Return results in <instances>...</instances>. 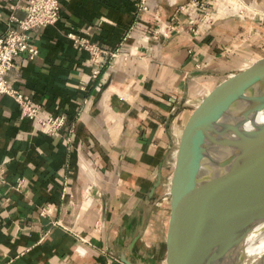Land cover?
<instances>
[{"label": "crops", "instance_id": "0c3cea01", "mask_svg": "<svg viewBox=\"0 0 264 264\" xmlns=\"http://www.w3.org/2000/svg\"><path fill=\"white\" fill-rule=\"evenodd\" d=\"M192 1L139 11L131 0H59V20L28 32L37 55L16 56L6 79L42 118L66 121L48 136L0 97V264H164L160 189L172 186L188 124L204 97L264 59V0ZM23 6L0 0V36ZM161 26L167 39H144ZM69 32L119 55L94 77Z\"/></svg>", "mask_w": 264, "mask_h": 264}, {"label": "water", "instance_id": "95a60500", "mask_svg": "<svg viewBox=\"0 0 264 264\" xmlns=\"http://www.w3.org/2000/svg\"><path fill=\"white\" fill-rule=\"evenodd\" d=\"M262 112L264 59L202 99L172 178L169 264L241 263L246 239L264 222V197L254 201L264 165V123L240 128ZM251 264L264 263L259 256Z\"/></svg>", "mask_w": 264, "mask_h": 264}, {"label": "built area", "instance_id": "2783aa9c", "mask_svg": "<svg viewBox=\"0 0 264 264\" xmlns=\"http://www.w3.org/2000/svg\"><path fill=\"white\" fill-rule=\"evenodd\" d=\"M23 1L24 18L15 20L16 28L9 29L4 35L0 36V97H10L19 107L20 117L33 122L35 125L44 129L48 136L57 135L65 125L63 116H48L42 118L40 107L32 105L23 94L13 88L6 79L7 73L14 67V59L19 54H27L30 60L37 55V50L29 42L28 32L47 26L54 25L59 20L60 5L59 0H16ZM139 11H147L146 0H131ZM192 3L197 4L193 0ZM172 27H158L157 34L145 36V40L167 39ZM67 38L78 49L86 52L94 68L93 75L96 77L100 71L109 65L119 53L117 50L104 51L96 43L92 42L87 35L67 33ZM21 180L18 182L20 185Z\"/></svg>", "mask_w": 264, "mask_h": 264}, {"label": "bare ground", "instance_id": "6f19581e", "mask_svg": "<svg viewBox=\"0 0 264 264\" xmlns=\"http://www.w3.org/2000/svg\"><path fill=\"white\" fill-rule=\"evenodd\" d=\"M264 123V112L258 114L253 120L243 125L241 131H250L257 128ZM264 197V165L260 172H258L257 181L255 185L254 201L255 204ZM246 243V245H245ZM244 243V258L240 264H251L255 260L262 258L264 263V222L259 224L254 230L253 235L247 238Z\"/></svg>", "mask_w": 264, "mask_h": 264}, {"label": "rangeland", "instance_id": "374dc122", "mask_svg": "<svg viewBox=\"0 0 264 264\" xmlns=\"http://www.w3.org/2000/svg\"><path fill=\"white\" fill-rule=\"evenodd\" d=\"M253 62H255V61H253ZM165 182H166L165 186H164L165 190L160 189V191L166 194V195H164L166 200L165 201L163 200V202H165V203H163L164 206L161 208L163 211V217L166 219L168 217H171V215H173V207H174L175 201L173 200V196L171 195V190H170L171 186L169 185V188H168L169 183H168V181H165ZM169 182H170V184H172V179ZM165 248H166V250H165ZM139 250L142 251L141 249H139ZM162 251H163V253H161V256H163V258H164L163 259L164 264H169L168 260H169L170 250H169V247L167 244H164V246L162 247ZM140 256H143V255H141V253H140L139 257Z\"/></svg>", "mask_w": 264, "mask_h": 264}]
</instances>
